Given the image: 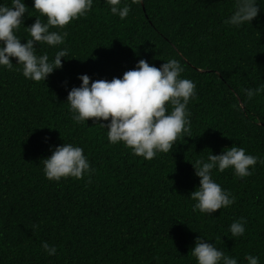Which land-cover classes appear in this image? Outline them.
Here are the masks:
<instances>
[{"label": "trees", "instance_id": "16d2710c", "mask_svg": "<svg viewBox=\"0 0 264 264\" xmlns=\"http://www.w3.org/2000/svg\"><path fill=\"white\" fill-rule=\"evenodd\" d=\"M25 3L16 33L22 42L36 17L46 23L33 0ZM258 7V16L237 28L224 23L235 0H142L124 20L105 0H93L86 15L50 28L67 33L64 44L37 47L50 60L68 49L46 81L24 78L15 58L12 70L0 67V264H196L191 249L199 236L238 264L246 254L264 264V166L244 178L231 168L213 170L235 202L212 215L194 212L190 198L200 180L191 161L232 146L264 158V88L250 100L244 94L264 86V0ZM140 59L157 68L176 59L181 77L195 84L189 131L151 160L109 143L92 118L77 124L67 102L79 75L110 81ZM64 143L83 149L95 169L90 179L45 177L41 160L52 154L50 145ZM241 218L244 235L231 237L229 226ZM42 241L55 245L56 255L48 256Z\"/></svg>", "mask_w": 264, "mask_h": 264}, {"label": "clouds", "instance_id": "9594fccd", "mask_svg": "<svg viewBox=\"0 0 264 264\" xmlns=\"http://www.w3.org/2000/svg\"><path fill=\"white\" fill-rule=\"evenodd\" d=\"M122 2L105 0L111 14L124 20L131 6L141 4L142 0H127L123 6ZM258 4L260 0H235V10L224 23L239 28L252 22L260 11ZM92 6L93 0H33L32 8L46 17V23L36 17L32 25L26 26L30 38L22 42L16 33L28 12L25 0H11V6L0 3V67L12 70L15 58V64L21 66L18 70L24 78L46 81L49 74L63 67L61 58L68 56V49L57 50L50 60L46 53L38 55L37 47L64 44L67 33L50 31V28H64L70 21L86 15ZM183 71L176 59L166 60L159 68L140 59L134 69L110 81L101 79L90 83L91 78L81 74L78 79L82 83L78 87H71L67 95L72 119L80 124L92 118L94 124L99 122L101 127L107 129L109 143H122L131 149L133 155L151 160L157 153L169 152L177 138L189 131L187 105L195 95V84L181 77ZM262 88L264 86L245 89L244 94L250 100ZM44 139L47 142L49 138ZM49 150L52 154L41 160L42 171L48 180L58 182L67 177L81 179L85 174L90 179L95 172L79 146L64 143L50 145ZM191 162L195 175L200 178L199 186L190 193V198L195 201L192 209L208 215L235 202V197L213 179V170L224 172L231 168L234 176L244 178L253 174L258 163L264 166V158L247 154L243 147L236 146ZM229 231L231 237L243 236V218L231 223ZM40 246L48 256L57 253L56 246L47 241H42ZM191 255L196 264H238L236 258L226 255L202 236L196 238ZM244 260L246 264H259V258L251 254H246Z\"/></svg>", "mask_w": 264, "mask_h": 264}]
</instances>
